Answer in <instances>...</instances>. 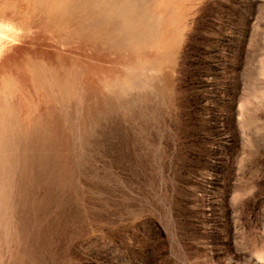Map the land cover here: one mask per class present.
I'll use <instances>...</instances> for the list:
<instances>
[{
  "label": "rangeland",
  "instance_id": "374dc122",
  "mask_svg": "<svg viewBox=\"0 0 264 264\" xmlns=\"http://www.w3.org/2000/svg\"><path fill=\"white\" fill-rule=\"evenodd\" d=\"M0 264H264V0H0Z\"/></svg>",
  "mask_w": 264,
  "mask_h": 264
},
{
  "label": "bare ground",
  "instance_id": "6f19581e",
  "mask_svg": "<svg viewBox=\"0 0 264 264\" xmlns=\"http://www.w3.org/2000/svg\"><path fill=\"white\" fill-rule=\"evenodd\" d=\"M1 35V34H0Z\"/></svg>",
  "mask_w": 264,
  "mask_h": 264
}]
</instances>
